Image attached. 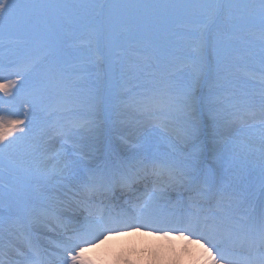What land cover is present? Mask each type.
Segmentation results:
<instances>
[{
	"label": "snow or ice",
	"instance_id": "snow-or-ice-1",
	"mask_svg": "<svg viewBox=\"0 0 264 264\" xmlns=\"http://www.w3.org/2000/svg\"><path fill=\"white\" fill-rule=\"evenodd\" d=\"M121 230L264 264V0H0V264Z\"/></svg>",
	"mask_w": 264,
	"mask_h": 264
},
{
	"label": "rangeland",
	"instance_id": "rangeland-1",
	"mask_svg": "<svg viewBox=\"0 0 264 264\" xmlns=\"http://www.w3.org/2000/svg\"><path fill=\"white\" fill-rule=\"evenodd\" d=\"M121 232H124V230H121ZM153 238L157 239L160 243L166 245L167 248H164V246L158 244L159 242L155 244L156 246H152L154 245ZM174 239L178 241H184L179 238H174ZM169 245H171V247H169ZM118 249H119L118 258L122 264H142L146 262H148V264H151L150 261H152V258L154 257L152 255L153 252H156L158 254H163V253L173 254L172 255L173 258L170 261L175 262V264H195V258H199L200 252L202 251V249L198 247L197 248V250H199L198 254H194V251H192L189 248H187V251H185V247H176L172 245L170 240L149 236L145 233H142L139 239L135 240L133 243L130 244L125 243L119 246ZM189 252L192 255H190ZM103 256L105 255L101 254L98 249L95 251L93 257L92 256L90 257L94 259L95 264H102V262L98 260V257H103ZM177 257H179V261H177ZM160 260L162 261L161 263H159ZM165 261L168 260H164V258H161V259H157L156 262L154 261L155 263L153 264H164L163 262ZM200 264H203L202 259L200 261Z\"/></svg>",
	"mask_w": 264,
	"mask_h": 264
},
{
	"label": "bare ground",
	"instance_id": "bare-ground-1",
	"mask_svg": "<svg viewBox=\"0 0 264 264\" xmlns=\"http://www.w3.org/2000/svg\"><path fill=\"white\" fill-rule=\"evenodd\" d=\"M124 234L122 235H117L114 237H109L108 239L103 240L95 249H93L92 251H90L88 253L89 256L94 255L95 251L99 249V252L105 256L103 257H98V260H100L102 262V264H122L121 261L118 258V247L123 245V244H130L133 243L135 240H138L139 237L142 235V233H129V232H123ZM150 236V235H149ZM154 240V245L152 246H156L155 244L158 243L159 241L155 238H153ZM172 243V245L176 246V247H187L189 249H191L192 251H194V254H198L197 250V246H195V244H191L188 243L187 241H178L175 239H172L170 241ZM161 246H164V248H167L166 245L162 244V243H158ZM179 250V249H178ZM202 253V251L200 252V254ZM152 254V253H150ZM190 254V252H189ZM154 257L152 258V261H150L151 264L155 263L157 259H161L164 258V260H168L165 261L166 264H175V262H172L170 260H172L173 258V254L171 253H163V254H158L156 252H153L152 254ZM192 255V254H190ZM196 256V255H195ZM155 261V262H154ZM162 261L160 260L159 263H161ZM165 262H163L165 264ZM142 264H148V262L146 263H142Z\"/></svg>",
	"mask_w": 264,
	"mask_h": 264
}]
</instances>
